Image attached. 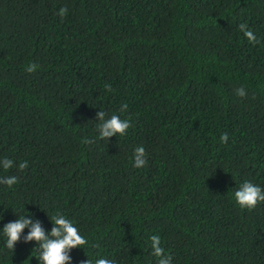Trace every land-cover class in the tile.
I'll use <instances>...</instances> for the list:
<instances>
[{
	"label": "trees",
	"instance_id": "trees-1",
	"mask_svg": "<svg viewBox=\"0 0 264 264\" xmlns=\"http://www.w3.org/2000/svg\"><path fill=\"white\" fill-rule=\"evenodd\" d=\"M102 109L125 135L97 138ZM3 157L0 228L59 211L87 240L71 264H156L151 235L171 264H264V201L232 199L264 188V0H0ZM5 240L0 264H38L37 242Z\"/></svg>",
	"mask_w": 264,
	"mask_h": 264
},
{
	"label": "clouds",
	"instance_id": "clouds-1",
	"mask_svg": "<svg viewBox=\"0 0 264 264\" xmlns=\"http://www.w3.org/2000/svg\"><path fill=\"white\" fill-rule=\"evenodd\" d=\"M67 9L62 7L59 9V15L63 17L66 15ZM239 30L243 32L244 36L250 42H256L257 37L254 32L247 28L244 23L239 24ZM34 63L29 64L26 68L27 72H33L36 69ZM106 88L111 90L110 85ZM237 94L244 96L245 90L239 88L236 90ZM127 109V104L120 107V113ZM96 130L98 139H107L113 135L123 136L130 127V121L127 118L122 119L118 114L107 115L102 109L97 113L96 117ZM221 142H227V134H222L220 137ZM146 156L144 147L138 146L134 149V163L133 166L140 168L146 164ZM28 162L22 161L16 167L23 170L27 167ZM14 166V161L8 157L0 158V168L8 170ZM210 177V176H209ZM18 182L16 176H5L0 178V184L7 185L9 188ZM232 199L241 208H254L258 202L264 201V188L260 185L253 183L250 180L243 181L238 188L232 193ZM53 226L45 230L39 220H34L32 215H21L13 221L4 224L0 231L5 240L7 249L14 251L17 241L23 239L24 242L35 241L37 244L34 248L38 249V255L34 256L38 264H71L72 256L71 251L77 247H83L87 240L81 234L76 224L66 217L64 214L57 211L51 218ZM28 231L25 233V229ZM150 247L151 254L156 258V264H171L172 257L165 252L161 246V238L158 235H151ZM84 248V247H83ZM81 264H93L89 259L81 262ZM94 264H116L112 259L106 257H99L95 260Z\"/></svg>",
	"mask_w": 264,
	"mask_h": 264
}]
</instances>
